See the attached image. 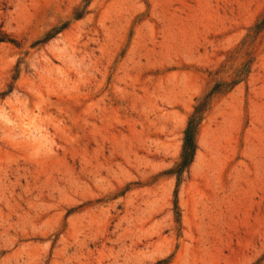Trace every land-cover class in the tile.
Here are the masks:
<instances>
[{
	"label": "rangeland",
	"instance_id": "374dc122",
	"mask_svg": "<svg viewBox=\"0 0 264 264\" xmlns=\"http://www.w3.org/2000/svg\"><path fill=\"white\" fill-rule=\"evenodd\" d=\"M0 264H264V0H0Z\"/></svg>",
	"mask_w": 264,
	"mask_h": 264
},
{
	"label": "trees",
	"instance_id": "16d2710c",
	"mask_svg": "<svg viewBox=\"0 0 264 264\" xmlns=\"http://www.w3.org/2000/svg\"><path fill=\"white\" fill-rule=\"evenodd\" d=\"M51 36L52 35H49L47 39H49ZM202 112V107H196V110L193 116L189 119L187 127L185 129L180 161L177 164L176 168L172 169L171 171L177 176L178 180L181 179L182 173L186 169H188L194 161L197 151V134Z\"/></svg>",
	"mask_w": 264,
	"mask_h": 264
}]
</instances>
